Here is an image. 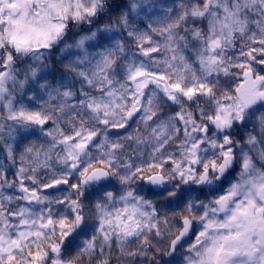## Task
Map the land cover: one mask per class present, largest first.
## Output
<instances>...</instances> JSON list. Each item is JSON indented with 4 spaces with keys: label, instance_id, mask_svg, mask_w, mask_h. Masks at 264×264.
<instances>
[{
    "label": "clouds",
    "instance_id": "clouds-1",
    "mask_svg": "<svg viewBox=\"0 0 264 264\" xmlns=\"http://www.w3.org/2000/svg\"><path fill=\"white\" fill-rule=\"evenodd\" d=\"M11 2H0V217L29 206L20 177L36 188L70 177L76 190L57 187L30 205L69 218L67 237H37L39 264H200L218 234L197 242L204 211L212 219L229 191L223 203L249 189L264 196V98L244 103L235 91L242 57L258 71L245 53L264 46V0ZM137 70L167 79H131ZM177 83L198 91L185 96ZM36 113L45 124L27 119ZM126 206L148 213L137 214V232L97 230L105 212L114 219ZM28 251L14 264H29Z\"/></svg>",
    "mask_w": 264,
    "mask_h": 264
},
{
    "label": "snow or ice",
    "instance_id": "snow-or-ice-1",
    "mask_svg": "<svg viewBox=\"0 0 264 264\" xmlns=\"http://www.w3.org/2000/svg\"><path fill=\"white\" fill-rule=\"evenodd\" d=\"M4 2V0H0ZM26 0H12L8 4L9 8H16L19 3H24ZM2 11V9H0ZM15 23V21H14ZM39 35V29L33 27L32 29ZM15 40V37H13ZM22 43L27 41L21 38ZM259 42L253 44L249 48L245 55L252 59L254 63L258 65V71H254L251 64L247 63L243 57L242 62L237 65L243 70V76L239 79V85L235 91L240 94L241 101L244 103H250L258 98H264V46H261V52L258 55L256 48ZM215 44L219 46L218 41H210V45ZM152 53H155L157 49H150ZM149 54V50L145 51V55ZM145 75L152 76L155 80L163 81L167 77L158 73H146L144 71L137 70L133 73L131 79L136 80L144 77ZM143 86V85H142ZM173 90L184 91L180 84H172ZM200 88L203 89L204 85L201 84ZM197 88L190 87L184 91V95L191 97L196 94ZM209 91H211L209 89ZM23 115V113H21ZM29 120H35L39 124H45V119H41L39 113L30 115L27 117ZM209 119H213L209 117ZM215 121H219L220 124H228L230 120L222 118L217 115L214 118ZM204 131H209L206 127ZM79 135V134H77ZM95 133H90L87 137L92 139ZM66 140L69 138H65ZM74 139V138H73ZM229 140L225 137V143ZM202 143V142H201ZM83 147L84 144L79 145ZM200 146V143H194L193 148ZM223 147V145H222ZM228 153L225 152V156ZM71 159V157H70ZM73 168L77 165L73 164ZM205 170L206 167H205ZM87 169L81 175H85ZM20 191L27 193V204L20 208H9L4 216L0 217V264H14L16 261V253L23 251V248L27 246L29 248L28 258L29 264H39L43 259L39 247L35 244L37 237L46 238L49 234L54 235L57 230L61 231V234L68 236L67 232L63 231L68 228V217L62 215L59 212H53L51 207L45 205L39 210L30 207L34 199H38L42 193L51 192L57 187L66 186L71 184L72 190L78 188L77 184L71 183V178L53 179L51 183L41 182L42 187L36 188L34 181L24 180L23 177L19 178ZM237 186H234V189ZM264 188V185H261ZM237 193L235 191H229L223 196H220L215 204L218 208L211 209L212 219H208L209 212L204 211L203 217L207 220L204 225L205 230L200 231L197 236V242L201 237H205L208 234L209 229L218 233L213 238L212 246L205 249L207 253L206 259H201L200 264H264V196H251V189L245 194L243 199L235 200L232 202L234 196ZM4 193L0 190V197H3ZM10 199V197L8 198ZM3 200H0V204ZM68 203L66 200L58 202L60 208H63L64 204ZM72 205H76L75 199L71 200ZM75 208L72 212H75ZM218 212L225 213V219L223 222H218L216 216ZM147 217L148 213L142 211L139 206H133L131 210L126 206L119 214L113 219L111 215L105 212L107 219H101L100 227L98 231H103L107 225L109 229L115 227L124 235H132L140 228V222L137 220V214ZM230 213V214H229ZM154 214V213H153ZM77 220L80 219L79 215L76 216ZM184 227L187 230L191 226V221L187 217L184 218ZM153 228L157 225L153 224ZM15 229V231H12ZM7 230V231H5ZM105 239L108 238V233H103ZM70 238V237H69ZM95 238L93 237V240ZM67 243V240L65 241ZM175 244V241H173ZM53 251L56 250V245H51ZM35 248V250H33ZM48 252H44V256H47Z\"/></svg>",
    "mask_w": 264,
    "mask_h": 264
}]
</instances>
